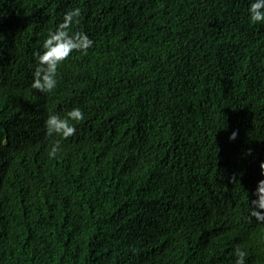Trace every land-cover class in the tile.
Segmentation results:
<instances>
[{
  "label": "trees",
  "instance_id": "obj_1",
  "mask_svg": "<svg viewBox=\"0 0 264 264\" xmlns=\"http://www.w3.org/2000/svg\"><path fill=\"white\" fill-rule=\"evenodd\" d=\"M248 5L0 0V264H235L237 245L264 264L248 213L264 178V22ZM75 6L95 44L34 89V53ZM74 105L75 135H47L49 111Z\"/></svg>",
  "mask_w": 264,
  "mask_h": 264
},
{
  "label": "clouds",
  "instance_id": "obj_2",
  "mask_svg": "<svg viewBox=\"0 0 264 264\" xmlns=\"http://www.w3.org/2000/svg\"><path fill=\"white\" fill-rule=\"evenodd\" d=\"M82 15L79 6L71 7L64 11L63 19L54 29H49L47 35L39 43V48L34 53L36 57L33 69L31 86L43 92H50L57 87L60 65L74 53V51L87 52L95 44V40L87 31L73 30V24ZM250 23L264 22V0H249L247 8ZM84 109L74 105L63 114L57 111H49L44 125L46 134L68 138L77 132V122L84 119ZM236 131L231 132L230 139H234ZM61 151L60 140L57 139L49 150V155L56 156ZM251 151V150H250ZM264 171V160L259 162ZM248 213L250 217L264 221V178L258 180L255 188V197L248 201ZM235 264H246L247 252L242 246H235Z\"/></svg>",
  "mask_w": 264,
  "mask_h": 264
}]
</instances>
